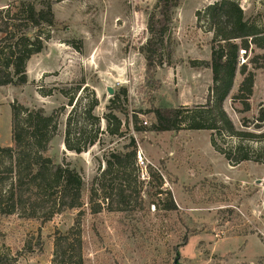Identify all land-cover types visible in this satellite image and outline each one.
I'll list each match as a JSON object with an SVG mask.
<instances>
[{
	"label": "rangeland",
	"instance_id": "1",
	"mask_svg": "<svg viewBox=\"0 0 264 264\" xmlns=\"http://www.w3.org/2000/svg\"><path fill=\"white\" fill-rule=\"evenodd\" d=\"M156 1L0 0V10L9 5L12 13L20 3H33L37 10L48 3L56 22L53 29L41 28L42 37L49 40L44 50L27 62V83L0 87V146H12L11 104L43 109L46 114L63 108L49 154L57 163H69L85 183L83 264H174L177 255L180 264H264V158L256 153L264 142H242L261 162L230 166L212 148L207 131L148 130L147 112L152 108L194 109L206 104L212 86L206 65L211 59L213 33L207 31L202 13L221 0H181L168 37L171 62L148 73L139 48L148 38L147 13ZM233 1L264 33V0ZM239 65L255 75L249 109L233 98L242 80L238 72L223 109L237 130L258 134L264 131L256 128L255 122L264 107V51L251 48L239 58ZM107 88L113 90V96H120L116 105L126 111L117 115L123 124V138L105 133L103 118L113 99ZM41 92H51V96L44 97ZM61 92L73 97V106L78 103L72 112L75 121H80L79 108L87 106L92 97L99 103L93 115L100 120V143L80 155L63 145L66 118L73 107L67 106ZM134 115L145 131H134ZM131 139L147 162L146 170L139 169L142 193H146L144 205L139 208L134 201L124 212L90 214V183L103 170L104 155L127 151ZM215 139L223 149L240 143L226 135ZM149 167L161 179L160 198L155 195L158 182L148 180ZM164 192H170L176 212L161 209L166 201ZM151 202L158 203L160 211L150 207ZM77 213L65 211L46 223L18 215L0 217L3 264H53L54 240L69 231ZM242 231L247 232L246 237L237 236ZM39 238L41 253L35 248Z\"/></svg>",
	"mask_w": 264,
	"mask_h": 264
},
{
	"label": "trees",
	"instance_id": "2",
	"mask_svg": "<svg viewBox=\"0 0 264 264\" xmlns=\"http://www.w3.org/2000/svg\"><path fill=\"white\" fill-rule=\"evenodd\" d=\"M181 0H157L147 13L146 33L148 38L139 48L146 63V71L152 72L157 67L169 65L172 52L169 49V31L175 10ZM202 20L207 24L208 32L213 33L210 41V63L212 86L204 106L187 108H152L147 112L150 132L167 133L181 129L207 131L210 133L212 148L219 153L230 166L254 161L255 151L242 145V142H264V131L253 133L237 130L223 109L224 101L229 96L236 73L242 77L234 100L240 102L245 110L254 90L253 72L244 65H239V53L251 48L264 51V33L254 22L248 21L242 9L233 0H221L208 6L202 13ZM53 29L56 26L51 6L47 3L37 10L33 3H20L12 13L9 5L0 10V87L24 86L27 83L26 65L29 59L41 53L49 37H42L41 28ZM244 54V55H245ZM77 88V92L80 90ZM126 99V92L121 90ZM44 97L51 92H41ZM61 95L68 100L67 106L73 107L66 118L63 145L71 153L80 155L88 148L100 143V120L93 115L98 100L92 97L87 106L78 107L80 121L73 119L76 111L73 97ZM119 95H114L107 107L108 113L103 118L106 122V134L110 137L123 138L122 121L118 114L126 111L116 105ZM11 108L12 146H0V217L18 215L24 220L50 221L56 214L65 211H78L73 226L69 231L54 240L53 264H83L81 221L85 217L83 192L85 183L80 174L69 163H57L49 154V146L58 129L60 110L46 114L43 109H28L13 103ZM256 128H264V107L258 111ZM245 124V122H244ZM135 132L145 131L134 115L131 123ZM80 126L79 129H76ZM246 127V125H243ZM75 127V128H74ZM237 138L240 143L223 149L218 146L215 137ZM107 152L102 171L92 179L89 188L90 214L107 212H124L135 201V205H144L140 168L137 164V147L131 139L126 148ZM264 158V145L256 150ZM264 161V159H263ZM101 169V168H99ZM149 182L157 181L156 196L163 194L160 190L161 179L153 169H148ZM154 195V196H155ZM166 195L161 209L176 212L177 207L170 192ZM150 207L160 211L156 202ZM225 212H228L227 210ZM237 236H247L246 231L237 232ZM183 238L181 241H185ZM35 248L42 249L40 238ZM41 253V252H40ZM5 260L0 258V264Z\"/></svg>",
	"mask_w": 264,
	"mask_h": 264
},
{
	"label": "built area",
	"instance_id": "3",
	"mask_svg": "<svg viewBox=\"0 0 264 264\" xmlns=\"http://www.w3.org/2000/svg\"><path fill=\"white\" fill-rule=\"evenodd\" d=\"M244 54H245L244 51H240V53H239L240 59L243 57ZM136 158H137L138 167L142 170H146L147 162H146L145 157L141 151H137ZM141 175H143V174H141Z\"/></svg>",
	"mask_w": 264,
	"mask_h": 264
},
{
	"label": "water",
	"instance_id": "4",
	"mask_svg": "<svg viewBox=\"0 0 264 264\" xmlns=\"http://www.w3.org/2000/svg\"><path fill=\"white\" fill-rule=\"evenodd\" d=\"M107 93L110 96H113V90L111 88H107ZM174 264H180L179 263V255L175 257Z\"/></svg>",
	"mask_w": 264,
	"mask_h": 264
}]
</instances>
